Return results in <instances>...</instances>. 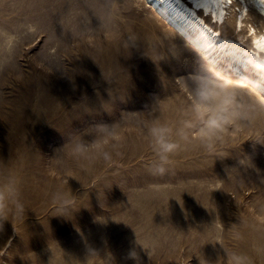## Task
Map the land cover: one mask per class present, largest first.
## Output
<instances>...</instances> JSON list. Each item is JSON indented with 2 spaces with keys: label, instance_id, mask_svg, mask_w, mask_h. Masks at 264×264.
<instances>
[{
  "label": "rangeland",
  "instance_id": "374dc122",
  "mask_svg": "<svg viewBox=\"0 0 264 264\" xmlns=\"http://www.w3.org/2000/svg\"><path fill=\"white\" fill-rule=\"evenodd\" d=\"M0 31L12 38L0 40V159L25 205L21 217L0 196V264H264V117L219 137L193 125L198 58L142 0H0ZM116 100L160 119L179 148L162 162L153 129H111L98 113Z\"/></svg>",
  "mask_w": 264,
  "mask_h": 264
},
{
  "label": "bare ground",
  "instance_id": "6f19581e",
  "mask_svg": "<svg viewBox=\"0 0 264 264\" xmlns=\"http://www.w3.org/2000/svg\"><path fill=\"white\" fill-rule=\"evenodd\" d=\"M230 1L229 0H142L143 4L145 5V10L148 13H150V15H153V17L156 20L160 21V23L163 25L166 32L170 33L173 37L179 39L183 43V47L186 48L188 51H191V53H193V55L195 57L198 58L197 54L192 50L193 46H192L191 41L196 37V35H198L200 33L204 38V45H203L202 49L198 48V51L200 53V56L204 57L207 62H210V63L216 65L218 71L222 72L225 76H228V77L232 78L233 80L248 79L254 83L259 82L260 78L253 72L250 64L258 63L259 61L264 60V33L263 32H257L255 30V28H252V26L248 27L247 22H249L248 16H250V15H254L255 18H258L264 22V0H230ZM234 3L240 4L239 11H238V13H236V16H235V21H234V25H233L234 28L231 29L232 30L231 33L234 36H230V35L226 36L222 33L221 29L223 26H227L226 25V22L228 19L227 15L229 14V11L231 10L232 6L235 5ZM244 31L246 33L245 37L248 38V39L246 38V40H243L242 38H238L239 33H243ZM248 33L250 35H248ZM99 59H100V57H99ZM119 60H121V59H119ZM49 61L51 62V60H49ZM113 61H112V63H113ZM89 62H90V60H89ZM106 62H107V60H106ZM48 63L49 62L47 61V64ZM105 63H104V65H105ZM53 65H54V63L52 65H50V67L51 66L53 67ZM92 65L94 66V64H92ZM104 65L102 63L101 66L105 69L106 66H104ZM119 65H121V64H119ZM116 68H118V67H116ZM91 70H93V69H91ZM80 71H79V73H80ZM81 73L83 74L82 71H81ZM139 75H141V74H139ZM84 76H85V74H84ZM87 76L88 75H86V77ZM78 77H79V75H78ZM125 77H126V75H125ZM72 78H75V77H72ZM72 80L73 79H70V81H72ZM78 80H79V78H78ZM90 80L91 79L89 78V81ZM94 82H96V81H94ZM80 83H82V82H80ZM66 84H68V83H66ZM71 84H73V83H71ZM89 84H91V83H89ZM102 84H104V83H102ZM138 86L139 85L137 83L131 84V82L125 84V88H127L128 91L131 92L130 94L132 97H133L134 93L135 94L137 93V87ZM76 87H77V85H76ZM78 88H79V86H78ZM54 89H55V87H54ZM50 90H52V88ZM80 91H81V89H80ZM257 91H258V94L262 98H264V82H261L260 87L257 89ZM66 92H68V91L66 90ZM118 92H119V90H118ZM124 92H122V93H124ZM53 93H54V91H53ZM74 93H75V91H74ZM98 93H100V92H97V94ZM120 94H118V95H120ZM99 95H101V94H99ZM62 96H64V95H62ZM134 97H135V95H134ZM135 98H137V97H135ZM102 101H104V100H102ZM120 101L116 100L113 103V105L110 106L108 109L104 110V109H102L103 108L102 106H101L102 108H99V109H102L98 113L99 118L100 117L105 118V119L109 118L113 121V123H110V124H112V125H110L111 129H154L157 127H161L162 123L160 122V119H159V121H156V119H153V118L147 119L141 115L140 116H137V115L131 116V115L125 114V113L123 114L122 112H120L122 110L119 111V108L121 106L126 107V109L127 108L131 109V108H133L135 103H133V101H131V100H127L125 102H120ZM94 103H95V101H94ZM128 112H129V110H128ZM108 113H110V115ZM131 114H132V112H131ZM119 116H120V118H119ZM180 192H178V194ZM184 193L189 194V192H184ZM214 196L215 195H214L213 191H211L210 188H208V210L209 211H215L216 208H219V206H221V205H219L220 200L217 198L219 201L216 202L214 200ZM184 204H185V202H184ZM183 206H185V205H183ZM99 239H100V237H99ZM105 239H106V237H105ZM256 239H257V236H256ZM256 239H255V241H256ZM104 243H105V241H104ZM100 244L101 243H99L98 246ZM257 245H260V243ZM262 245H264V244H262ZM258 247H260V246H258ZM260 248H261L260 249L261 251L264 250V249H262L263 247H260ZM100 250H101V248H100ZM74 252L76 253V251H74ZM251 253H252V251H251ZM260 253L262 254V252H260ZM263 253H264V251H263ZM255 256H256V254H255Z\"/></svg>",
  "mask_w": 264,
  "mask_h": 264
},
{
  "label": "clouds",
  "instance_id": "9594fccd",
  "mask_svg": "<svg viewBox=\"0 0 264 264\" xmlns=\"http://www.w3.org/2000/svg\"><path fill=\"white\" fill-rule=\"evenodd\" d=\"M0 40L10 44L12 38L0 31ZM191 43L192 50L199 58L198 74L193 81L195 87L190 101L192 124L205 130L213 126V135L219 137L222 132L230 129L234 122L264 117V98L257 91L261 82H264V60L250 64L253 72L260 78L259 82L254 83L248 79L233 80L218 71L216 65L200 56L198 48L202 49L204 45V38L200 33ZM241 95L248 97V106L239 105ZM153 132L156 134L158 158L162 162L166 161L167 154L180 145L170 139L167 130L162 127L154 128ZM71 143L72 139L67 138L63 149ZM0 196L4 198L6 207L11 204L18 209L21 217L24 216L22 179L17 169L10 166L9 160L5 162L0 159ZM63 196L62 191L52 193L54 200L62 199ZM4 221L6 220L0 218V225Z\"/></svg>",
  "mask_w": 264,
  "mask_h": 264
}]
</instances>
